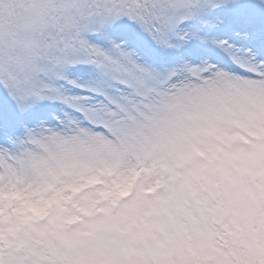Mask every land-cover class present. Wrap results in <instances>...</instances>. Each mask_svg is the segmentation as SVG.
I'll list each match as a JSON object with an SVG mask.
<instances>
[{"label":"snow or ice","instance_id":"obj_1","mask_svg":"<svg viewBox=\"0 0 264 264\" xmlns=\"http://www.w3.org/2000/svg\"><path fill=\"white\" fill-rule=\"evenodd\" d=\"M0 264H264V0H0Z\"/></svg>","mask_w":264,"mask_h":264}]
</instances>
